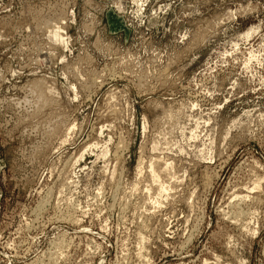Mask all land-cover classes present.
Masks as SVG:
<instances>
[{"label":"rangeland","instance_id":"1","mask_svg":"<svg viewBox=\"0 0 264 264\" xmlns=\"http://www.w3.org/2000/svg\"><path fill=\"white\" fill-rule=\"evenodd\" d=\"M0 264H264V0H0Z\"/></svg>","mask_w":264,"mask_h":264},{"label":"bare ground","instance_id":"2","mask_svg":"<svg viewBox=\"0 0 264 264\" xmlns=\"http://www.w3.org/2000/svg\"><path fill=\"white\" fill-rule=\"evenodd\" d=\"M84 152V151H83ZM156 177V176H155ZM163 185V184H162ZM164 188V187H163ZM161 194V193H160ZM248 195V194H247ZM236 196V195H235ZM239 198V197H238ZM58 256V255H57Z\"/></svg>","mask_w":264,"mask_h":264}]
</instances>
